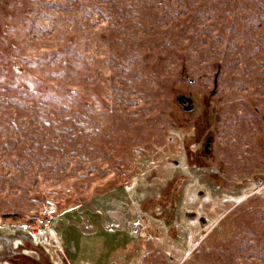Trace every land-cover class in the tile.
<instances>
[{
	"label": "rangeland",
	"instance_id": "rangeland-1",
	"mask_svg": "<svg viewBox=\"0 0 264 264\" xmlns=\"http://www.w3.org/2000/svg\"><path fill=\"white\" fill-rule=\"evenodd\" d=\"M43 206L39 250L13 232ZM140 218L141 264H264V0H0V264Z\"/></svg>",
	"mask_w": 264,
	"mask_h": 264
},
{
	"label": "flooded vegetation",
	"instance_id": "flooded-vegetation-1",
	"mask_svg": "<svg viewBox=\"0 0 264 264\" xmlns=\"http://www.w3.org/2000/svg\"><path fill=\"white\" fill-rule=\"evenodd\" d=\"M183 97H186L183 95ZM180 99V106H182V108H185L186 105H188V102H182V97L179 98ZM208 126V125H207ZM205 133V129H203V133L201 138L199 133H198V141L201 142L202 144V150L201 153H203V155H209V154H205V141L208 139L205 138L206 136L203 135ZM210 148V146H209ZM175 164H177V162H175ZM202 192H200L201 194ZM185 218L186 220H194L195 218V213L191 212V213H185ZM198 219V224L200 223L201 225L205 224V221H207L204 218H197ZM95 224V223H94ZM70 224H61L60 223V230H61V235L60 237V241L61 243L64 241L63 243V250L65 251V257L63 259V264H77L80 263H84V264H103V260L99 259L100 254L98 253V247H100V249H102V251L107 255V256H114L116 253L120 252L119 256L121 258L125 257V251L124 249H116L118 248V246H123L125 242H127V245L130 244V242H132L134 244V246L138 247V257L135 256V258L133 259V263L134 264H141V218L139 219L138 222V227H137V233H132L130 234H126V233H119V232H111V230L107 229V230H103L100 229V232L97 233H91V234H86L84 235V237H79V235L77 234V232H79V229L75 228L76 233L74 232V230L72 229V227L69 226ZM16 235H20V236H24L25 234L21 233V232H16ZM81 235H83L80 232ZM17 235V236H18ZM42 238H40L41 240H39L40 242H38L37 246L40 250V248L42 249V247L39 244L45 245L49 243V239L46 236H41ZM85 238H88L91 243L87 244ZM51 243V242H50ZM91 244H93V249L94 253L91 254L90 257H83L81 258V252H79V250H88L89 248L91 249ZM33 247V246H32ZM123 248V247H120ZM34 253L38 254L40 256L43 255V252L40 253V251L38 249H32ZM43 250V249H42ZM117 255V254H116ZM127 256V254H126ZM42 259V264H49L47 258L45 256H41ZM73 260V261H72ZM117 261L114 259H110L108 262L104 263V264H118L116 263ZM132 263V264H133ZM131 264V263H130Z\"/></svg>",
	"mask_w": 264,
	"mask_h": 264
},
{
	"label": "built area",
	"instance_id": "built-area-1",
	"mask_svg": "<svg viewBox=\"0 0 264 264\" xmlns=\"http://www.w3.org/2000/svg\"><path fill=\"white\" fill-rule=\"evenodd\" d=\"M56 217L57 210L54 207L43 206L33 216L26 218L15 227L30 237L47 235L51 233Z\"/></svg>",
	"mask_w": 264,
	"mask_h": 264
},
{
	"label": "trees",
	"instance_id": "trees-1",
	"mask_svg": "<svg viewBox=\"0 0 264 264\" xmlns=\"http://www.w3.org/2000/svg\"><path fill=\"white\" fill-rule=\"evenodd\" d=\"M138 189V188H137ZM177 191V190H176ZM150 199H151V202H153V203H157V202H161V203H168V202H171L172 201V199L174 198V199H176L177 198V194H175V188H174V185H173V187H170V188H168V190H167V192H166V195L165 196H163V197H157L156 196V192L155 191H151V193H150ZM159 216V215H158ZM68 218V217H67ZM69 219V218H68ZM73 229V228H72ZM75 232H76V230L75 229H73ZM100 230V229H99ZM16 232H21L22 233V231H20V230H15V232H13V233H16ZM3 232L2 231H0V239H3V234H2ZM16 237V236H15ZM18 238H24V236H17ZM16 237V238H17ZM0 243H3V242H1L0 241ZM73 261V260H72Z\"/></svg>",
	"mask_w": 264,
	"mask_h": 264
},
{
	"label": "water",
	"instance_id": "water-1",
	"mask_svg": "<svg viewBox=\"0 0 264 264\" xmlns=\"http://www.w3.org/2000/svg\"><path fill=\"white\" fill-rule=\"evenodd\" d=\"M179 98H180V97H178L177 99H178V102L180 103V99H179ZM185 101L188 102V105H186V107L184 108L185 111H188V112L192 111L193 108H194L193 100H192L191 98L183 97V96H182V102H185ZM212 140H213V137L210 136V137H208V139L205 141V144H204V147H205V154H210V148H209V146L211 145Z\"/></svg>",
	"mask_w": 264,
	"mask_h": 264
}]
</instances>
